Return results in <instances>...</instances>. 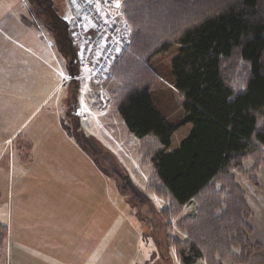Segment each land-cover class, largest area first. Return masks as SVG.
I'll return each mask as SVG.
<instances>
[{
  "label": "trees",
  "instance_id": "1",
  "mask_svg": "<svg viewBox=\"0 0 264 264\" xmlns=\"http://www.w3.org/2000/svg\"><path fill=\"white\" fill-rule=\"evenodd\" d=\"M27 1L52 15V0ZM116 2L130 27L129 45L119 51L102 82L110 107L138 138L142 162L154 167L148 190L166 202L161 214L168 225L187 204L198 205L196 214L177 226L186 239L170 238L179 264L247 263L261 245L249 239L252 213L233 173L259 186L257 172L264 164V0ZM64 44L75 73L74 44L70 39ZM176 45L172 75L185 101L184 117L173 126L152 100L157 75L150 62ZM187 123L192 124L190 133L169 150L174 131ZM64 128L92 155L79 129ZM23 147L31 151L30 145ZM247 159L254 163L250 170L243 166ZM118 179L132 201H148L128 176ZM7 237V228L0 225V257Z\"/></svg>",
  "mask_w": 264,
  "mask_h": 264
},
{
  "label": "rangeland",
  "instance_id": "2",
  "mask_svg": "<svg viewBox=\"0 0 264 264\" xmlns=\"http://www.w3.org/2000/svg\"><path fill=\"white\" fill-rule=\"evenodd\" d=\"M52 1L53 13L48 16L33 8L27 0H0V25L7 29L10 21L9 25H18L29 33L21 35L12 30L11 37L18 40L17 43L12 42V47L20 52L19 57H12V63H18L21 67L19 80L12 82L7 79L5 69L0 66V225L5 226L9 232L0 264H57L39 251L35 252V248H39L36 246L35 236L52 233L51 225L45 222L38 227L32 226L31 231L25 227L16 229L17 235L25 236L23 239L28 240L21 245L13 240L11 232L12 202L15 201V187L18 183L16 171H19L17 168L22 166L30 154L23 147V138L28 129L39 121L40 116L56 109L63 113V132L66 133L64 126L79 129L88 139L86 143L93 151L92 155L87 153L75 137H71L74 151L79 149L87 158L76 157L70 163L65 162L63 168H68L76 175L78 189H83L82 194L78 195L84 201H93L99 205L100 223L113 229L111 224L115 222L117 233L111 234L115 236L112 242L115 255L101 258V264H178L170 238L181 241L186 239V234L177 226L182 219L194 216L198 205L195 201L187 204L178 216L170 220V226L162 217L161 211L166 207V202L149 191L147 185L154 167L151 163L142 162L139 140L129 131L122 116L110 107V94L103 82L66 79L70 78L72 72L64 41L70 39L74 44V51H78L79 45L73 40L71 32L77 10L72 0ZM6 32L0 31V40L5 38L3 41L10 42ZM4 46L0 41V54ZM179 48L176 45L150 62V67L157 75L151 88L152 100L167 123L173 126L179 125L184 117L185 100L174 87L171 65ZM33 53L44 62L37 63ZM77 69L75 67V73ZM33 70L36 71L35 74ZM35 76H43L46 81L39 84ZM19 81L24 92L30 91L36 81L34 101L28 93L25 99L18 97L13 83ZM39 107V112L34 114V110ZM80 110L82 115H79ZM74 114L77 117H73ZM191 128L190 123L178 126L172 135L169 150L178 148ZM65 155L76 154L64 146L63 156ZM253 165L252 159L243 163L246 170H250ZM122 175L128 176L149 198L148 201L137 204L129 194L122 192L121 181L118 179ZM233 175L243 189H246L240 175L236 172ZM257 187L262 189L260 183ZM15 204L14 202V209ZM119 236L127 241H118L116 237ZM259 244L262 249V244ZM108 246L107 242L101 243V249H108ZM127 254H131L130 257ZM224 264L233 263L227 259Z\"/></svg>",
  "mask_w": 264,
  "mask_h": 264
},
{
  "label": "crops",
  "instance_id": "3",
  "mask_svg": "<svg viewBox=\"0 0 264 264\" xmlns=\"http://www.w3.org/2000/svg\"><path fill=\"white\" fill-rule=\"evenodd\" d=\"M8 23L7 29L0 25V31H7L6 36L10 40V42L3 41L5 38L0 40L1 44H5L2 47V54H0V66L5 69L6 78L14 82L19 80L18 75L21 67L18 63H12V57L20 56L19 50H14L12 47V42H18L16 38L14 40L11 37L12 30L21 35L29 33L27 29ZM32 56L37 63L44 62L34 53ZM71 77L66 79H72ZM36 79L39 84L46 81L43 76H35ZM35 84L36 81L28 92H24L20 81L13 83V87L19 98L25 99V95L28 93L31 100L34 101L36 97ZM19 94L22 95L19 96ZM39 109L40 107L33 113L39 112ZM79 115H82V110L79 111ZM38 120L28 129L23 138L24 145H30L31 151L28 159L21 167L17 168L19 171H16L18 183L15 187L17 189L15 201L12 202L13 224H11L13 240L20 245L25 243L28 240L23 239L25 236L17 235L16 229L25 227L31 231L32 226L38 227L46 222L47 225L52 226V233H48L46 236H35L36 246L39 247L35 248V252L39 251L51 262L54 261L57 264H101V258L115 255V247H112L115 236H111L112 233H117L114 227L115 222L113 221L111 224L113 229L100 223L99 205L93 201H84L82 196L78 195L82 194L83 189H78L76 175L72 174L68 168L66 170L63 168L65 162L70 163L76 157L82 159L87 157L83 156L79 149L77 152L74 151L72 138L63 132V113H60L59 109L44 113ZM64 146L72 149L76 155L63 156ZM262 150L264 153V147ZM238 174L247 188L243 189L234 176L236 183L243 191L246 203L252 213L250 224L253 227V232L250 239L262 244V249L254 253L246 264H264V164L258 169V179L262 189L252 185L241 173ZM14 202L16 203L15 209ZM116 239L127 241L126 238L121 239V236ZM105 242L109 243L108 249H101V243ZM130 255L127 254L129 257ZM199 262L206 264L203 260L197 263ZM45 264L50 263L46 262Z\"/></svg>",
  "mask_w": 264,
  "mask_h": 264
},
{
  "label": "built area",
  "instance_id": "4",
  "mask_svg": "<svg viewBox=\"0 0 264 264\" xmlns=\"http://www.w3.org/2000/svg\"><path fill=\"white\" fill-rule=\"evenodd\" d=\"M78 15L72 35L78 43V78L100 83L119 51L129 45L130 27L116 0H72Z\"/></svg>",
  "mask_w": 264,
  "mask_h": 264
},
{
  "label": "water",
  "instance_id": "5",
  "mask_svg": "<svg viewBox=\"0 0 264 264\" xmlns=\"http://www.w3.org/2000/svg\"><path fill=\"white\" fill-rule=\"evenodd\" d=\"M71 76H73V73H71Z\"/></svg>",
  "mask_w": 264,
  "mask_h": 264
},
{
  "label": "snow or ice",
  "instance_id": "6",
  "mask_svg": "<svg viewBox=\"0 0 264 264\" xmlns=\"http://www.w3.org/2000/svg\"><path fill=\"white\" fill-rule=\"evenodd\" d=\"M117 6H119V5H117Z\"/></svg>",
  "mask_w": 264,
  "mask_h": 264
}]
</instances>
